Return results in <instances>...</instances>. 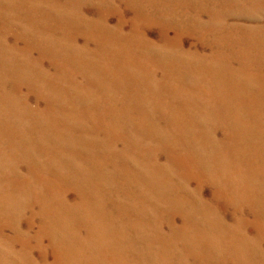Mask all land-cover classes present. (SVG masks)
Here are the masks:
<instances>
[{
	"label": "rangeland",
	"instance_id": "374dc122",
	"mask_svg": "<svg viewBox=\"0 0 264 264\" xmlns=\"http://www.w3.org/2000/svg\"><path fill=\"white\" fill-rule=\"evenodd\" d=\"M0 264H264V0H0Z\"/></svg>",
	"mask_w": 264,
	"mask_h": 264
},
{
	"label": "bare ground",
	"instance_id": "6f19581e",
	"mask_svg": "<svg viewBox=\"0 0 264 264\" xmlns=\"http://www.w3.org/2000/svg\"><path fill=\"white\" fill-rule=\"evenodd\" d=\"M36 15V14H35ZM58 18V17H57ZM110 27V26H109ZM67 40V39H66ZM126 49V48H125ZM53 50V49H52ZM3 59V58H2ZM29 61V60H28ZM4 64V63H3ZM6 64V63H5ZM6 67V66H5ZM10 68V67H9ZM58 68V67H57ZM49 71V70H48ZM50 72V71H49ZM54 72V71H53ZM4 75V74H3ZM8 75V74H7ZM48 75V74H47ZM59 75V74H58ZM43 76H45V75H43ZM56 79H58V78H56ZM4 86V85H3ZM79 88V87H78ZM9 91V90H8ZM11 95V94H10ZM82 96V95H81ZM78 97V96H77ZM85 99V98H84ZM56 102V101H55ZM54 106V105H53ZM39 110V109H38ZM46 128V127H45ZM174 187V186H173ZM154 188V187H153ZM180 191V190H179ZM181 192V191H180ZM174 193V192H173ZM179 193V192H178ZM170 196V195H169ZM178 199V198H177ZM192 201V200H191ZM184 202V201H183ZM185 203V202H184ZM204 204V203H203ZM42 221V220H41ZM146 255H148V254H146Z\"/></svg>",
	"mask_w": 264,
	"mask_h": 264
}]
</instances>
